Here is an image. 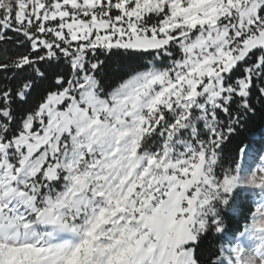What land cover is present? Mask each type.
<instances>
[{"label": "snow or ice", "instance_id": "6c2138e0", "mask_svg": "<svg viewBox=\"0 0 264 264\" xmlns=\"http://www.w3.org/2000/svg\"><path fill=\"white\" fill-rule=\"evenodd\" d=\"M0 264H264V0H0Z\"/></svg>", "mask_w": 264, "mask_h": 264}]
</instances>
